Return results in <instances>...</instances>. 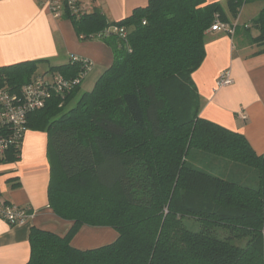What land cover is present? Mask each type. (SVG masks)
<instances>
[{"label":"trees","instance_id":"obj_1","mask_svg":"<svg viewBox=\"0 0 264 264\" xmlns=\"http://www.w3.org/2000/svg\"><path fill=\"white\" fill-rule=\"evenodd\" d=\"M249 1L148 0L114 23L98 10L65 14L82 40L107 45L113 61L80 95L92 67L85 71L70 56L44 73L70 80L85 72L68 94L26 118V130L47 134L50 207L73 225L63 237L31 228L26 264H264V155L243 135L199 117L191 79L210 28L230 25ZM250 25L257 32L250 42L264 53V6ZM42 62L0 68V87L19 92L42 76L36 73ZM192 151L254 169L258 187L195 169L187 162ZM18 157L10 149L1 161ZM186 220L197 228L188 229ZM83 225L109 227L117 239L75 249L70 243Z\"/></svg>","mask_w":264,"mask_h":264},{"label":"crops","instance_id":"obj_2","mask_svg":"<svg viewBox=\"0 0 264 264\" xmlns=\"http://www.w3.org/2000/svg\"><path fill=\"white\" fill-rule=\"evenodd\" d=\"M147 1L79 0L85 12L98 10L108 23L127 18L134 9L145 7ZM223 1L206 0V3L224 6ZM246 26L250 25H244L243 29ZM236 34L237 28L233 35L223 31H208L206 35L204 60L191 75L200 99L199 117L243 135L254 153L263 156L264 53H259L263 47L243 38L239 46H234L232 36ZM256 36L255 31L249 39ZM70 56L87 59L92 64L86 77L90 76V86L113 61L107 45L98 39L82 40L65 14L54 18L40 0H0V68L44 61L37 66L36 73L40 74L51 67L66 65ZM226 70L230 85L216 87L220 73ZM85 80L79 86V95L84 93L81 87ZM53 165L47 134L31 130L23 136L18 159L14 163H0V201L32 213L24 226L10 227L0 220V264L28 262L31 228L63 237L72 227V221L58 217L50 207ZM117 236L109 227L83 225L70 244L78 250H90L113 243Z\"/></svg>","mask_w":264,"mask_h":264},{"label":"built area","instance_id":"obj_3","mask_svg":"<svg viewBox=\"0 0 264 264\" xmlns=\"http://www.w3.org/2000/svg\"><path fill=\"white\" fill-rule=\"evenodd\" d=\"M40 3L54 18H60L66 13L77 18L85 12L79 0H40ZM123 31V29H112V33H123ZM209 31H223L233 35L234 28L218 22ZM71 61L74 63L83 62L85 71H89L92 67V64L87 63V60H81L75 56L71 57ZM84 76L85 72L66 80L57 73L49 74L48 77L44 74L23 86L19 92H11L0 87V162L8 150H19L23 136L27 131V115L45 107L53 97H64L80 83ZM230 83L231 78L226 70L220 73L216 87H226ZM31 217L32 213L28 210L0 201V220L5 221L10 227L24 226Z\"/></svg>","mask_w":264,"mask_h":264},{"label":"rangeland","instance_id":"obj_4","mask_svg":"<svg viewBox=\"0 0 264 264\" xmlns=\"http://www.w3.org/2000/svg\"><path fill=\"white\" fill-rule=\"evenodd\" d=\"M224 2V1H223ZM264 3L261 0H250L246 4L242 6V8L239 10V14L236 18L230 19V25L231 27L235 26L237 28V34L233 38V44L234 46L240 45V39L243 38L244 40L249 41V37L252 34H255L254 29L250 25V21L255 18L259 11L263 8ZM250 25L249 29L250 31H246L244 28V25ZM229 25V26H230ZM238 25V26H237ZM234 28V27H233ZM234 28V31H235ZM41 71V70H40ZM44 75V73H40ZM45 76H49L48 74H45ZM86 79V80H85ZM84 83L82 84V92H89L92 88L90 86V76L88 78H85ZM78 95V94H77ZM77 96L75 99H73L67 107L64 109V113H66L68 110L73 108L77 102ZM187 162L193 166L195 169H198L202 172H205L207 174H210L214 177L232 181L234 183H237L239 185L249 187L252 189H255L258 187V175L257 172L254 169L234 164L232 162L223 160L221 158H217L211 155L204 154L202 152L192 151L188 157ZM110 194V193H108ZM106 196V195H105ZM185 225L188 229L195 230L197 227L194 225L193 221L186 220ZM245 241H241L239 244H244Z\"/></svg>","mask_w":264,"mask_h":264}]
</instances>
